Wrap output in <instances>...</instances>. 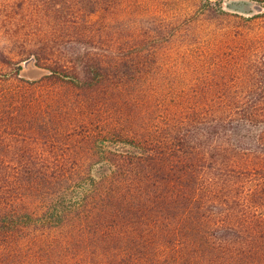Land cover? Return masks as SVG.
I'll return each mask as SVG.
<instances>
[{
    "label": "trees",
    "instance_id": "1",
    "mask_svg": "<svg viewBox=\"0 0 264 264\" xmlns=\"http://www.w3.org/2000/svg\"><path fill=\"white\" fill-rule=\"evenodd\" d=\"M90 54L62 80L67 87L95 90L107 82L105 64ZM2 61L32 85L60 79L68 68L51 65V74L30 80L21 75L23 59ZM192 86L181 110L126 112L130 103L116 96L108 129L102 106L91 110L79 100L77 116L64 115L75 127L52 130L70 141L80 136L78 150L57 142L12 149L21 140L8 143L3 132L57 138L44 124L64 98L2 89L0 264H264V97L205 96ZM89 122L101 126L100 136L89 134ZM87 149L106 153L105 161L70 157Z\"/></svg>",
    "mask_w": 264,
    "mask_h": 264
},
{
    "label": "rangeland",
    "instance_id": "2",
    "mask_svg": "<svg viewBox=\"0 0 264 264\" xmlns=\"http://www.w3.org/2000/svg\"><path fill=\"white\" fill-rule=\"evenodd\" d=\"M231 1L0 0V92H25L30 97L45 94L48 99L59 93L64 101L50 108L44 124L51 136H56L52 132L55 127H75L78 121L64 115L77 116L75 106L82 99L90 102L91 110L102 106L108 129L115 121L116 96L122 104L130 103L124 105V111L132 107L139 113L181 110L177 104L185 101L182 95L194 93L193 82L199 95L264 97V0H248L261 5V11L231 8ZM85 51L91 52L92 58H101L108 71L107 82L95 90H79L62 82L81 70ZM3 58L23 59L21 75L30 80L51 74V65L69 69L60 79L44 77L32 85L18 80L15 67L4 66ZM101 130L100 125L89 122V134L97 137ZM3 134L8 143L21 140V145L12 149L28 144L44 150L48 142L49 146L57 142L67 150H76V146L78 150L83 144L80 136L70 141L65 132L56 136L60 141L45 131L25 128L19 135ZM107 140L114 148L116 143L110 137ZM98 145H105L103 139ZM94 152L87 149V153L70 157L77 156L85 163L105 161L106 153L99 158ZM100 167L98 164L93 173L101 174ZM55 234L61 236L59 230Z\"/></svg>",
    "mask_w": 264,
    "mask_h": 264
},
{
    "label": "water",
    "instance_id": "3",
    "mask_svg": "<svg viewBox=\"0 0 264 264\" xmlns=\"http://www.w3.org/2000/svg\"><path fill=\"white\" fill-rule=\"evenodd\" d=\"M229 6L234 9H241L244 11H261L263 7L259 4L252 3L248 0H234L229 2Z\"/></svg>",
    "mask_w": 264,
    "mask_h": 264
}]
</instances>
